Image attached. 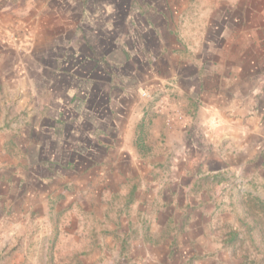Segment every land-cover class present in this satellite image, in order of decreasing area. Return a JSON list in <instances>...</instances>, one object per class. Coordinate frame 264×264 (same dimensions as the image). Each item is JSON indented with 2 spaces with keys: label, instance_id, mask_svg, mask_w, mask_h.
<instances>
[{
  "label": "rangeland",
  "instance_id": "374dc122",
  "mask_svg": "<svg viewBox=\"0 0 264 264\" xmlns=\"http://www.w3.org/2000/svg\"><path fill=\"white\" fill-rule=\"evenodd\" d=\"M41 1L0 0V174H12L15 166L26 183L19 197L5 196L18 208L0 220V264H264L262 182L246 196L235 183L192 190L193 177L175 176L181 170L136 182L113 140L114 150L98 147L97 160L80 159L75 172L56 166L75 156L45 149L43 119H59L61 111L64 119H86L85 145L93 133H116L111 120L130 119L131 107H141L143 93L157 84L150 67L165 63L172 73L174 61L157 58L155 31L166 32L158 20L187 15L183 8L195 0ZM190 30L199 41L203 29ZM226 40L252 49L236 45L233 36ZM258 49L264 80V40ZM66 136L70 147L74 135ZM10 139L21 149L11 152ZM134 190L142 202L131 207ZM169 190L179 195L175 205L164 200Z\"/></svg>",
  "mask_w": 264,
  "mask_h": 264
},
{
  "label": "crops",
  "instance_id": "0c3cea01",
  "mask_svg": "<svg viewBox=\"0 0 264 264\" xmlns=\"http://www.w3.org/2000/svg\"><path fill=\"white\" fill-rule=\"evenodd\" d=\"M195 2L183 8L189 11L188 16L179 14L176 18L177 15L168 14L158 20L162 26L159 28L166 32L155 31L159 42L157 58L167 63L173 60V68H168L172 73L166 72L165 63L150 67L151 75L157 76V84L145 92L147 101L143 100L141 107L129 109L130 119L103 122L115 128L116 133H107L112 134V138L93 133L89 137L91 143L85 145L86 119H64L62 111L59 119H43L49 128L45 149L75 156L62 165V159H58L60 163L56 166L65 171H79L80 159L97 160L98 147L112 150L113 144L108 142L113 140L121 143L123 154L129 159L126 168L132 173L135 171L136 182L139 179L143 183L154 181L171 169L172 172L181 170L175 175L178 181L183 178L191 181L193 177V185L188 184L192 190L194 187L227 189L235 183L237 191L246 196L252 194L260 182L264 184V80L262 53L258 49L264 40V0ZM39 3L46 2L39 0ZM184 28L203 29L197 32L200 40L193 41L190 35L195 34L194 30L186 32ZM228 36L236 38V45L244 48V43H248L252 49L244 52L242 48L233 47L234 42L226 40ZM165 37H171V41L165 42ZM170 75L171 78H166ZM64 108L68 110L67 105ZM76 115L81 116L80 112ZM87 120L93 126L102 123L100 119ZM67 133L75 138L70 147L66 145L70 140L64 141ZM36 141L35 137L33 147ZM7 142L11 152L21 149L14 139ZM4 145L5 139L0 136V154ZM11 168L12 174H0L2 221L15 203L7 201L5 196L15 199L26 189L18 169ZM153 173L157 174L156 178ZM135 190L130 193V206L142 202ZM163 195L166 203L177 204L175 196L179 195L175 190L165 191ZM152 199V204L157 205L155 194ZM203 204L201 201L200 205Z\"/></svg>",
  "mask_w": 264,
  "mask_h": 264
},
{
  "label": "built area",
  "instance_id": "2783aa9c",
  "mask_svg": "<svg viewBox=\"0 0 264 264\" xmlns=\"http://www.w3.org/2000/svg\"><path fill=\"white\" fill-rule=\"evenodd\" d=\"M143 96H144V97H147V94H146V93H144V94H143Z\"/></svg>",
  "mask_w": 264,
  "mask_h": 264
},
{
  "label": "trees",
  "instance_id": "16d2710c",
  "mask_svg": "<svg viewBox=\"0 0 264 264\" xmlns=\"http://www.w3.org/2000/svg\"><path fill=\"white\" fill-rule=\"evenodd\" d=\"M264 205V204H263Z\"/></svg>",
  "mask_w": 264,
  "mask_h": 264
}]
</instances>
